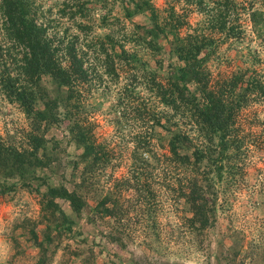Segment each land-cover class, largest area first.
Wrapping results in <instances>:
<instances>
[{
    "label": "rangeland",
    "instance_id": "obj_1",
    "mask_svg": "<svg viewBox=\"0 0 264 264\" xmlns=\"http://www.w3.org/2000/svg\"><path fill=\"white\" fill-rule=\"evenodd\" d=\"M121 1L31 0L30 14L54 45H62L55 53H65L66 43L86 52L83 66L88 78L76 86L80 105L71 101L69 107L59 106V123L48 126L43 135L47 162L33 164L29 153L31 163L20 167L23 176L0 172V184L10 185L0 190V264H264V0H233L229 10L225 0H149L160 22L175 13L190 27L205 26L213 19L240 24L237 35L223 37L219 59L208 60L214 71L238 75L236 88L244 94L236 118L240 142L247 149L240 161L244 173L234 182L220 165L224 161L218 139L204 129L192 108L191 114L182 108L172 114L173 108L162 104L153 87L161 76L191 92L195 86L188 66L172 50L170 34L153 30L140 0ZM78 2L84 4L82 11L75 7ZM121 4L131 13L122 21L127 34L149 29L158 49L152 54L126 40L121 43L131 55L119 58L106 43L111 59L118 62L112 70L98 40L108 42L113 15L124 12ZM103 20L105 26L100 24ZM252 74L259 82L250 93L243 79ZM32 80L29 84L37 92L34 110L42 108L43 100L68 92V84L48 73ZM24 110L0 92V140L17 150L31 148ZM65 110L82 129L92 130L97 140L111 146L109 164L98 169L78 156L81 147L68 137L71 117L64 115ZM147 113L168 126V131L152 127L151 150L166 151L164 143L174 133L179 135V151L189 155L187 162L133 161L132 145L148 137ZM174 120L176 126L171 124ZM199 148L202 157L192 163L191 151ZM34 153L38 157L41 149ZM84 172L87 178L81 177ZM44 180L76 188L87 204L75 214L66 201L55 197L58 224L54 225L44 207ZM192 189H202L199 195L207 198L198 201L199 213L193 207ZM100 200L108 211L88 218ZM198 214L207 215V221L196 219ZM63 218L70 224L63 226Z\"/></svg>",
    "mask_w": 264,
    "mask_h": 264
},
{
    "label": "trees",
    "instance_id": "obj_2",
    "mask_svg": "<svg viewBox=\"0 0 264 264\" xmlns=\"http://www.w3.org/2000/svg\"><path fill=\"white\" fill-rule=\"evenodd\" d=\"M121 1V0H120ZM143 8L147 10V15L152 21L151 27L156 32L167 31L171 37L172 50L178 60L188 66L190 75L195 83L191 92L186 88L174 83L169 77H159L153 84L157 92L161 95L163 105L173 108L172 114L179 108L186 109L191 114V108L194 117L202 124L204 129L213 134L218 139V151L222 157L220 165L224 166L227 179L231 182L236 180V176L243 174L241 166V156L246 151L247 146H243L239 134V125L237 122L238 110L241 107V101L244 94L237 89L238 75L225 73L223 70H212L208 65L209 59L218 58L217 50L223 37L229 34L237 35L240 32V24H225L223 20L213 19L214 22L205 26H189L187 22L177 19V16L171 14L169 20H157V13L149 0H140ZM215 3L214 0H211ZM125 3L124 1H121ZM233 0H225V9L229 10ZM137 8L140 5L135 4ZM32 7L31 0H0V92L7 98L14 99L23 105L27 113L30 125L29 145L30 149H15L13 146H7L0 140V172L8 175L17 171L20 176V167L26 163H31L27 158L29 153L35 158L34 163H46L48 157L44 151L43 135L47 127L58 124L60 121L59 106L69 107L71 101L78 105L79 99L75 94L76 86L82 81L87 80L88 69L83 66L86 52H77L74 43L63 44L65 53L57 54L55 50L61 47V43L54 45L52 39L45 34V27L37 22L34 15L30 14ZM77 9H84V4L76 3ZM123 13L114 14L110 28V35L106 37L108 42L98 40V48L104 50L108 69H115L114 65L118 64L112 60L106 43H109L115 57L124 58L131 55L121 42L129 40L138 45L139 49L146 50L152 54L158 49L157 43L149 36L151 30L146 29L141 33L135 31L128 33L125 31L123 19L131 13L121 4ZM84 15V14H83ZM74 16V15H73ZM72 16V17H73ZM101 17H104L102 15ZM107 20L101 21L105 26ZM146 33V34H144ZM115 47L117 50H115ZM129 59V58H127ZM219 59V58H218ZM111 71V70H108ZM41 73H48L59 82L68 84V92L58 98H50L42 101V108L34 110L33 104L36 102L37 93L30 82L33 83L32 77H37ZM247 88L250 87V93L256 91V84L259 82L255 75H248L243 79ZM239 81H242L240 78ZM81 82V83H80ZM78 100V101H77ZM192 106V107H191ZM148 114L150 121L149 128L146 131L147 136L141 140L135 141L132 145V157L135 162H144L146 164H157L158 162H187L189 155L179 151L177 140L179 135L171 133L165 141L166 151L154 152L151 150V129L154 125H159L168 131V126L161 123L158 116ZM64 115L71 117L70 124H67L68 137L76 146L81 147L78 154L83 160L89 159L96 168L101 169L110 163L113 150L107 142L97 140L92 130L82 129L77 118L70 115L69 110H65ZM66 117V116H64ZM180 121L184 119L183 113L177 117ZM168 122V119H165ZM119 121V120H117ZM171 124L176 126L178 122L172 121ZM163 145V144H162ZM160 145V146H162ZM41 149L37 157L35 151ZM203 150L195 149L191 151V162H199ZM143 154L145 157L140 155ZM159 164V163H158ZM15 169V170H13ZM22 169V167H21ZM87 178L85 172L81 177ZM46 189L42 192L45 198L44 207L47 209V215L50 221L58 224L55 218L57 203L54 198L57 197L67 202L71 212L79 214L81 208L87 204L86 197L77 192L76 188L68 189L63 184L49 185L45 182ZM84 184V181L81 185ZM31 186V184H27ZM9 184H0V190L9 187ZM202 189H192L190 193L194 198L193 207L196 212H201L199 203L207 199L199 195ZM199 201V203H198ZM103 200L97 202L95 207L91 208L88 216L94 219L100 211L107 212L108 209L103 204ZM58 210V209H57ZM196 219L207 221V215L198 214ZM66 224L70 222L63 218ZM59 233V230H56ZM34 235V232H32ZM47 234V230L44 232ZM49 238H47L48 241ZM38 245L39 242L36 241ZM41 251L44 250L39 246Z\"/></svg>",
    "mask_w": 264,
    "mask_h": 264
}]
</instances>
